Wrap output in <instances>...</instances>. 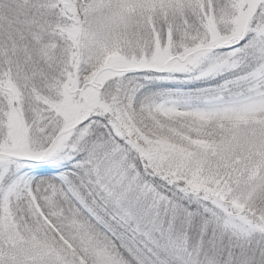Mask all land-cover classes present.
<instances>
[{
	"label": "snow or ice",
	"instance_id": "obj_1",
	"mask_svg": "<svg viewBox=\"0 0 264 264\" xmlns=\"http://www.w3.org/2000/svg\"><path fill=\"white\" fill-rule=\"evenodd\" d=\"M0 264H264V0H0Z\"/></svg>",
	"mask_w": 264,
	"mask_h": 264
}]
</instances>
